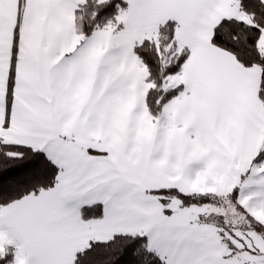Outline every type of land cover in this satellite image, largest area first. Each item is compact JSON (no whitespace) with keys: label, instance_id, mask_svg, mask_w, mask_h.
I'll list each match as a JSON object with an SVG mask.
<instances>
[{"label":"snow or ice","instance_id":"obj_1","mask_svg":"<svg viewBox=\"0 0 264 264\" xmlns=\"http://www.w3.org/2000/svg\"><path fill=\"white\" fill-rule=\"evenodd\" d=\"M0 264H264V0H0Z\"/></svg>","mask_w":264,"mask_h":264}]
</instances>
